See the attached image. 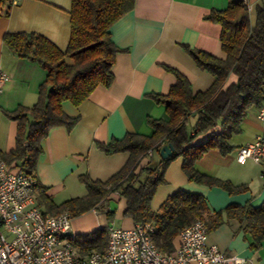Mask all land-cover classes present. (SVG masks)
Wrapping results in <instances>:
<instances>
[{
    "label": "crops",
    "instance_id": "0c3cea01",
    "mask_svg": "<svg viewBox=\"0 0 264 264\" xmlns=\"http://www.w3.org/2000/svg\"><path fill=\"white\" fill-rule=\"evenodd\" d=\"M229 1L134 0L132 10L110 27L111 41L121 50L115 57L111 86L97 87L77 107L68 101L62 102L65 115L77 119V123L70 130L63 126L54 127L41 141V154L33 175L42 188L35 197L36 205L44 214L51 215L45 210L47 204L49 207L59 206L86 196L81 176L104 183L126 165L129 153L105 155L97 149V143L119 140L128 133L151 137L153 129L148 119L168 121L165 107L149 96L165 95L175 84V76L165 67L183 74L193 95L206 91L213 84L214 78L195 65L184 47L225 59L219 41L221 27L205 18L213 11L225 10ZM244 1L253 26L256 9L264 7V0ZM70 7V0H14L8 15L0 16V73L8 77L0 91V154H7L15 147L17 122L7 118L6 113L18 106H33L38 98V88L46 77L45 70L36 62L19 58L9 50L3 44V36L18 33L39 35L65 52L70 40ZM65 62L73 64L70 58ZM235 81V76L230 75L227 83ZM257 111H248L240 132L227 140L230 152L222 154L213 149L194 164L199 173L229 182L234 187L243 186L244 191L229 194L219 187L188 181L182 170L183 158L177 157L164 169V182L156 187L149 203L150 210L157 212L163 202L178 191L203 196L208 214L229 205L259 207L264 202V184L260 178L264 158L260 163L247 161L239 164L236 161L237 149L254 141L260 134ZM196 119L194 113L189 116V128ZM160 159V151L151 152L140 160L135 172ZM40 202L43 205L39 206ZM99 208L105 210L104 215H98L96 210ZM125 208L126 200L118 193H111L98 207L85 213L76 216L61 213H67L70 220L77 216H96L99 227L90 232L93 233L100 228L107 231L109 228L131 229L135 223L123 215ZM108 212L113 215L107 216ZM71 230L70 226L69 239L79 252L73 239L90 233L75 236ZM173 243L174 247L178 244L177 238ZM207 244L244 259V264H264V240L258 249L251 248V235L239 230L235 220L208 230ZM91 251L96 250L87 253Z\"/></svg>",
    "mask_w": 264,
    "mask_h": 264
},
{
    "label": "trees",
    "instance_id": "16d2710c",
    "mask_svg": "<svg viewBox=\"0 0 264 264\" xmlns=\"http://www.w3.org/2000/svg\"><path fill=\"white\" fill-rule=\"evenodd\" d=\"M13 0H0V16H7ZM70 40L65 52L45 38L34 34H5L3 44L19 58L36 62L46 77L38 88V98L31 107L18 106L6 113L17 122L15 147L0 158L10 168L33 174L41 154V141L54 127L70 130L77 119L67 117L64 101L79 106L99 86L109 88L113 82L112 68L121 52L109 33L110 27L133 8L134 0H70ZM206 20L221 27L219 41L225 59L184 47L195 65L214 78L204 92L192 94L187 78L175 69H165L176 82L165 95H149L165 107L168 121L148 119L153 129L151 137L126 134L96 147L105 155L129 153L126 165L106 182H96L81 176L86 196L69 200L59 206H45L48 214L68 212L70 216L85 213L118 193L126 200L123 215L135 224L150 223L155 228L153 242L162 253L174 251L178 233L195 220H203L208 230H214L235 220L238 229L252 237L251 248L258 249L264 240V202L257 208L249 204L229 205L208 214L206 200L199 194L178 191L169 196L157 212L149 207L158 185L164 182L163 171L173 159L183 158L182 170L188 181L207 187H219L229 194L244 191L229 182L205 176L194 164L205 153L217 149L230 152L227 140L238 134L248 111L258 110L264 103V7L256 9L255 23L250 24L248 5L244 0H231L225 10L213 11ZM73 61L72 65L65 62ZM234 75L236 81L227 83ZM197 115L188 128V118ZM165 145L173 151L166 159L151 162L135 170L148 152L158 153ZM43 205L41 202L39 206ZM112 212L107 216L111 217ZM79 252H102L107 243V229L73 239Z\"/></svg>",
    "mask_w": 264,
    "mask_h": 264
},
{
    "label": "built area",
    "instance_id": "2783aa9c",
    "mask_svg": "<svg viewBox=\"0 0 264 264\" xmlns=\"http://www.w3.org/2000/svg\"><path fill=\"white\" fill-rule=\"evenodd\" d=\"M14 0L12 1V4ZM8 80L0 73V91ZM260 134L240 146L236 161L260 163L264 158V103L257 111ZM151 155V152H148ZM264 184V170L260 174ZM42 188L33 174L10 168L0 158V264H244V259L207 244L208 228L197 219L177 235L171 253L153 242L150 223L107 231L102 252L81 255L69 239L70 216L46 215L36 205Z\"/></svg>",
    "mask_w": 264,
    "mask_h": 264
},
{
    "label": "rangeland",
    "instance_id": "374dc122",
    "mask_svg": "<svg viewBox=\"0 0 264 264\" xmlns=\"http://www.w3.org/2000/svg\"><path fill=\"white\" fill-rule=\"evenodd\" d=\"M189 128V126H188ZM98 215H104L105 210L102 208H99L96 210ZM104 217V216H103ZM98 218L94 215H85V216H77L72 218L70 226H71V232L72 235H82L90 233L94 230H96L99 226H97ZM105 222V220H103ZM113 225L116 226L115 222ZM78 237V236H77Z\"/></svg>",
    "mask_w": 264,
    "mask_h": 264
},
{
    "label": "water",
    "instance_id": "95a60500",
    "mask_svg": "<svg viewBox=\"0 0 264 264\" xmlns=\"http://www.w3.org/2000/svg\"><path fill=\"white\" fill-rule=\"evenodd\" d=\"M173 151V148L171 145H165L160 150V156L162 159L168 158Z\"/></svg>",
    "mask_w": 264,
    "mask_h": 264
}]
</instances>
